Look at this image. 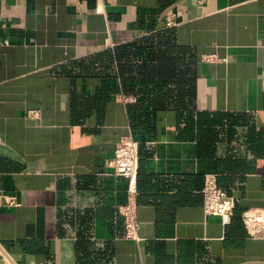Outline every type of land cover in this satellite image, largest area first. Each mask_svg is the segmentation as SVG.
<instances>
[{"label": "crops", "instance_id": "obj_1", "mask_svg": "<svg viewBox=\"0 0 264 264\" xmlns=\"http://www.w3.org/2000/svg\"><path fill=\"white\" fill-rule=\"evenodd\" d=\"M124 135L139 240L117 211ZM246 208H264V0H0V264H264Z\"/></svg>", "mask_w": 264, "mask_h": 264}, {"label": "built area", "instance_id": "obj_2", "mask_svg": "<svg viewBox=\"0 0 264 264\" xmlns=\"http://www.w3.org/2000/svg\"><path fill=\"white\" fill-rule=\"evenodd\" d=\"M174 14L171 11L164 13L165 26H172ZM206 61H214V55L204 57ZM126 101H132L131 97H124ZM26 117L38 118L37 110H28ZM113 168L116 174L126 180V198L123 204L117 207V211L124 222V235L128 239L139 240L138 222L136 220L137 208V172H138V143L131 136L124 135L119 138L113 150ZM203 210L205 215L218 216L221 222L226 223L232 216L235 206L234 198L224 192L217 184L215 173L204 175L202 186ZM3 199L8 206H17L18 201L15 195L3 194ZM249 236L258 238L264 237V208H246L241 213Z\"/></svg>", "mask_w": 264, "mask_h": 264}, {"label": "trees", "instance_id": "obj_3", "mask_svg": "<svg viewBox=\"0 0 264 264\" xmlns=\"http://www.w3.org/2000/svg\"><path fill=\"white\" fill-rule=\"evenodd\" d=\"M129 46H131V45H129ZM138 51H139V50H136V53H137ZM147 53H148V51H147ZM146 71H147V70H144V68H142V70H141L142 73H143V72H146ZM147 72H150V71H147ZM141 87H142V86H141ZM142 100H143V99H142L141 97L138 98V101H142ZM142 102H143V101H142ZM143 115L146 116V115H148V114H147V112H144ZM138 162H139V155H138ZM138 166H139V163H138ZM137 176H138V172H137ZM234 207H235V206H234ZM241 213H242V212H241ZM241 213H240V216H241ZM233 215H234V211H233L232 216H233ZM232 216H231V217H232ZM231 217H230V218H231ZM230 218H229V220H230Z\"/></svg>", "mask_w": 264, "mask_h": 264}]
</instances>
